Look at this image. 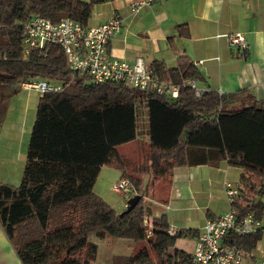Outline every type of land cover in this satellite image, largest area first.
Wrapping results in <instances>:
<instances>
[{
	"label": "trees",
	"instance_id": "obj_1",
	"mask_svg": "<svg viewBox=\"0 0 264 264\" xmlns=\"http://www.w3.org/2000/svg\"><path fill=\"white\" fill-rule=\"evenodd\" d=\"M99 1L0 0V125L22 83L62 85L61 91L38 98L20 183H0V227L21 264H101L91 236L147 242L128 256H112L108 264H192L191 253L175 243L198 236V230L170 234L172 224L164 213L151 219L143 177L166 180L169 189L176 167L226 160L243 170L240 183L248 189L246 204L232 203L237 217L252 212L262 219L264 205L254 198L264 194V101L238 107L231 104L234 96L214 90L195 96L188 85L172 97L115 82L96 84L86 75H68L66 56L57 44L23 56V24L29 18L58 22L70 17L86 24ZM150 68L172 83L200 78L184 57L175 67L154 60ZM141 103L146 148L138 158L122 154L119 146L138 137ZM102 166L118 170L119 180H129L140 195L131 210L117 212L95 193ZM145 216L152 220L150 229ZM263 232L230 231L224 242L250 253Z\"/></svg>",
	"mask_w": 264,
	"mask_h": 264
},
{
	"label": "crops",
	"instance_id": "obj_2",
	"mask_svg": "<svg viewBox=\"0 0 264 264\" xmlns=\"http://www.w3.org/2000/svg\"><path fill=\"white\" fill-rule=\"evenodd\" d=\"M133 1L96 2L85 24L95 26L111 16H118L120 28L108 46L111 55L129 62L140 58L148 67L154 60L163 61L167 67H175L179 57H184L193 63L198 62L194 65L200 78L195 81L200 88L234 96L233 106L260 105L264 101V0H164L132 14L130 4ZM236 32L245 36L246 47L243 49L229 43V36ZM40 95L35 89L21 87L14 96L15 106L21 114V125L25 120L22 113L30 106L35 107ZM10 106L11 103L8 113L12 111ZM139 108L144 113L141 115L144 121H139L146 124L143 103ZM32 111L29 120L27 115L28 128L35 117L34 108ZM137 140L138 137L135 143ZM110 172V167L102 166L98 178ZM241 174V168L229 165L226 160L176 167L167 196L159 194L158 198L151 196V190L156 189L163 179L147 174L143 183L146 182L144 201L147 200L149 217L152 219L164 213L177 230L192 228L199 234L207 219L228 209L230 204L225 197L224 182L237 185ZM254 199L264 205V194ZM156 206L159 209H155ZM195 217L198 221L193 223ZM261 220L264 221V211ZM196 238H179L175 247L192 253ZM263 256L264 232L255 249L244 253L243 262L255 264ZM0 264H21L1 227Z\"/></svg>",
	"mask_w": 264,
	"mask_h": 264
},
{
	"label": "built area",
	"instance_id": "obj_3",
	"mask_svg": "<svg viewBox=\"0 0 264 264\" xmlns=\"http://www.w3.org/2000/svg\"><path fill=\"white\" fill-rule=\"evenodd\" d=\"M164 0H135L130 4V12L136 14L141 9L155 2ZM120 19L111 16L105 22L95 26H87L70 17H63L53 22L46 17L33 16L23 24V56L27 57L32 49H41L47 44H57L66 56L68 75H86L96 84L109 82L119 83L125 87L140 91H155L176 97L181 85H188L195 96H201L205 89L197 86L196 81L188 79L181 84L161 80L152 73L150 67L145 66L140 58L134 62L116 58L108 51L110 39L118 32ZM229 43L241 49L246 47L244 34L240 32L229 36ZM21 87L35 89L40 94L59 92L62 85L56 82L39 80L24 82ZM113 191L123 194L128 200L137 194L127 179L118 180L112 186ZM225 197L230 204L228 209L214 218L207 219L196 238L192 256V264H244V252L240 248L226 244V235L236 232L240 235L264 231V221L256 219L252 212H247L238 218L232 203L246 204L248 189L242 184L233 185L224 182ZM144 225L150 229L152 220L143 219ZM174 225H170L168 232L174 233ZM255 264H264V256Z\"/></svg>",
	"mask_w": 264,
	"mask_h": 264
},
{
	"label": "rangeland",
	"instance_id": "obj_4",
	"mask_svg": "<svg viewBox=\"0 0 264 264\" xmlns=\"http://www.w3.org/2000/svg\"><path fill=\"white\" fill-rule=\"evenodd\" d=\"M196 63L198 62H194L193 65ZM199 63H202V60H199ZM14 101L15 98L13 96L10 100V108L12 111L9 113L7 111V116L5 117L3 124L0 125V183H7L13 186H17L21 181L26 159V149L31 130L30 127H32L31 124V126H29L28 128L29 121H27V115L29 120L32 117L33 108L35 115L36 106H30V109L28 111L25 110L24 113H22L23 118L25 117V120L21 125L19 123L21 114L20 112H18V106H15ZM14 106L15 109L13 110ZM142 114L144 113L142 110H140V120H142ZM9 126L10 128L7 129ZM145 127L146 124L138 120L137 128L139 140H137L136 143L134 141V143L123 144V146L119 148L122 154L138 158H140V156L145 155ZM111 169L113 173L110 172L103 174V177H99L96 179V182L94 184V191L95 193L100 195L109 205H111L117 212H122L126 208L127 200L123 196V194L115 192L112 189L113 184L119 180L121 173H118L117 175L116 172L119 171L114 168ZM146 176L148 175H145V177ZM145 183H143L141 186L142 191H144L146 187ZM156 187V189L151 190L152 197L158 198L159 194L160 196L162 194L163 196H167L168 188L166 186V180H163V182L159 186L157 185ZM145 202H147V200ZM152 207H154V205ZM155 209H159V207L156 206ZM152 213L155 214L154 209ZM168 216H170L169 212ZM195 221H198L197 217H195L193 223H195ZM190 225L193 226L194 224ZM90 238L92 241H95L99 245V251L96 262L101 264H108L112 256L114 255L128 256L130 254H133L137 250L143 248L144 246H147L146 241L135 242L128 241L127 239L108 240L99 239L96 236H91ZM92 264H94V262Z\"/></svg>",
	"mask_w": 264,
	"mask_h": 264
},
{
	"label": "water",
	"instance_id": "obj_5",
	"mask_svg": "<svg viewBox=\"0 0 264 264\" xmlns=\"http://www.w3.org/2000/svg\"><path fill=\"white\" fill-rule=\"evenodd\" d=\"M139 199H140V195L139 194H135V195L131 196L127 200V205H126L125 212L131 210L137 204Z\"/></svg>",
	"mask_w": 264,
	"mask_h": 264
}]
</instances>
